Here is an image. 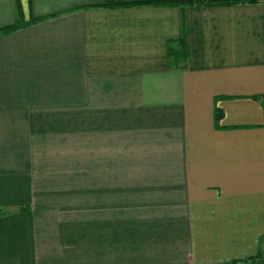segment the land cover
<instances>
[{
  "label": "crops",
  "instance_id": "0c3cea01",
  "mask_svg": "<svg viewBox=\"0 0 264 264\" xmlns=\"http://www.w3.org/2000/svg\"><path fill=\"white\" fill-rule=\"evenodd\" d=\"M202 1L0 0V264H264V0Z\"/></svg>",
  "mask_w": 264,
  "mask_h": 264
},
{
  "label": "trees",
  "instance_id": "16d2710c",
  "mask_svg": "<svg viewBox=\"0 0 264 264\" xmlns=\"http://www.w3.org/2000/svg\"><path fill=\"white\" fill-rule=\"evenodd\" d=\"M246 1H254V0H246ZM183 2H185L186 4H190V3H196V4H203L204 1L202 0H183ZM236 2H240V0H233V1H230V0H219V1H216V3H223V4H228V3H236ZM208 4V3H207ZM38 20H41V19H32V20H29V21H26L25 23H30V22H35V21H38ZM22 24L20 23L19 20H17L14 24L6 27L5 29L3 30H11V29H14V28H17V27H20ZM183 43V42H182ZM170 55L172 56V59H174V61L178 62L179 65H181V63L184 61V59L186 58L187 56V50H186V46L183 44H179L178 47H172L170 46ZM216 117H219V115H217Z\"/></svg>",
  "mask_w": 264,
  "mask_h": 264
}]
</instances>
